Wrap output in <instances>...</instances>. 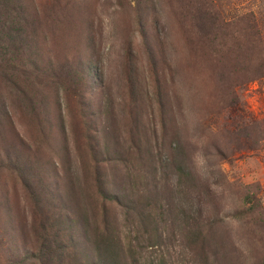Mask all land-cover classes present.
Returning <instances> with one entry per match:
<instances>
[{
    "label": "rangeland",
    "instance_id": "374dc122",
    "mask_svg": "<svg viewBox=\"0 0 264 264\" xmlns=\"http://www.w3.org/2000/svg\"><path fill=\"white\" fill-rule=\"evenodd\" d=\"M108 233L264 264V0H0V264H103Z\"/></svg>",
    "mask_w": 264,
    "mask_h": 264
},
{
    "label": "trees",
    "instance_id": "16d2710c",
    "mask_svg": "<svg viewBox=\"0 0 264 264\" xmlns=\"http://www.w3.org/2000/svg\"><path fill=\"white\" fill-rule=\"evenodd\" d=\"M143 218H145V216ZM118 240L119 239H115L114 235L109 233L105 235L104 238L102 237L97 249L99 253L98 256L101 257L100 261H102L103 264H121L119 260L120 248L118 247ZM129 249L130 251H133L131 247Z\"/></svg>",
    "mask_w": 264,
    "mask_h": 264
}]
</instances>
